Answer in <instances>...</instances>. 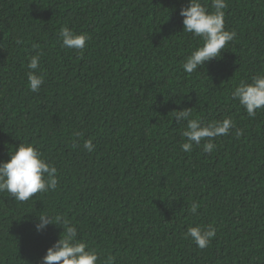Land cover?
I'll use <instances>...</instances> for the list:
<instances>
[{
    "label": "trees",
    "instance_id": "trees-1",
    "mask_svg": "<svg viewBox=\"0 0 264 264\" xmlns=\"http://www.w3.org/2000/svg\"><path fill=\"white\" fill-rule=\"evenodd\" d=\"M188 2L0 0V161L31 144L58 179L23 202L0 193V264H41L63 231L37 232L42 214L71 221L97 264H264V108L249 117L232 97L264 74V0H227L236 37L190 75L182 64L203 41L183 32ZM65 27L86 35L83 49L61 46ZM37 54L43 84L32 92ZM183 109L202 124L230 117L243 135L182 151ZM209 225L206 248L185 239Z\"/></svg>",
    "mask_w": 264,
    "mask_h": 264
},
{
    "label": "clouds",
    "instance_id": "clouds-1",
    "mask_svg": "<svg viewBox=\"0 0 264 264\" xmlns=\"http://www.w3.org/2000/svg\"><path fill=\"white\" fill-rule=\"evenodd\" d=\"M227 6V0H211L213 10H209L202 5L201 0H189L188 6L180 10L183 32L191 33L203 41V45L194 49L182 64L187 74L190 75L206 62L219 58L226 44L236 37L235 31L225 30L224 9ZM59 37L62 47L81 50L86 46V35L76 34L67 27L61 29ZM39 63L37 54L30 58L27 65V80L32 92L39 91L43 84L42 77L37 74ZM232 97L246 110L249 117H254L257 110L264 108V74L253 76L250 83L241 80L232 92ZM191 116L189 109L175 111L174 118L178 122L186 121V129L182 133L186 142L181 145L182 151L190 152L194 144L200 145L202 140H206L203 151L209 153L215 147L213 139L229 135L234 128L236 137L243 135V129L236 128L230 117L202 124L199 119H190ZM83 147L88 152L94 150L91 139L86 140ZM9 155V160L0 161V193L7 192L15 200L23 202L37 193L56 190L57 169L46 162L34 146L20 143ZM198 208L199 204L194 202L191 212L195 214ZM49 225H55L63 231L60 238L47 249L41 264H97L100 260V253L96 249L77 238V227L67 218L60 214L39 215L36 231H45ZM215 235L216 229L212 225L206 228L190 226L184 233L185 239L192 240L200 249L206 248ZM103 264H114V257L107 256Z\"/></svg>",
    "mask_w": 264,
    "mask_h": 264
}]
</instances>
